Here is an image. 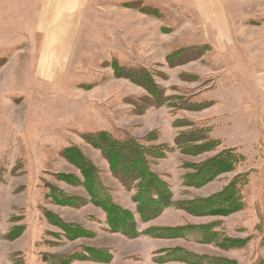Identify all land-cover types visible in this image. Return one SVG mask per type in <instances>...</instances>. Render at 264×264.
<instances>
[{"label":"rangeland","instance_id":"rangeland-1","mask_svg":"<svg viewBox=\"0 0 264 264\" xmlns=\"http://www.w3.org/2000/svg\"><path fill=\"white\" fill-rule=\"evenodd\" d=\"M218 3L220 23L208 7L199 13L194 0H90L61 71L15 65L23 50L21 62H32L31 48L0 52V264H53L73 253L84 260L70 264H179L163 262L162 252L177 247L264 264V0ZM128 74L159 96L122 77ZM201 129L217 149L180 154L178 134ZM97 133L163 147L165 157L151 160V170L168 184L173 203L220 193L239 179L242 208L226 217L195 218L171 206L140 223L133 192L84 140ZM222 150L241 157L232 172L201 188L184 185L186 164ZM81 161L94 169L110 200L135 215L139 237L108 231L104 213L84 189ZM209 223L244 246L223 251L144 234L149 227ZM82 230L87 236L75 239L72 232ZM108 255L107 263L99 259Z\"/></svg>","mask_w":264,"mask_h":264},{"label":"trees","instance_id":"trees-1","mask_svg":"<svg viewBox=\"0 0 264 264\" xmlns=\"http://www.w3.org/2000/svg\"><path fill=\"white\" fill-rule=\"evenodd\" d=\"M122 77L137 83L149 95L154 96L155 94L159 96V93L154 92L148 84L137 81L131 74ZM84 140L102 154L109 166V170L116 180L120 182L121 186L125 190L133 192L132 201L135 204L136 216H138V220L142 224L159 217L165 209L171 206H176L195 218L226 217L236 213L243 206L241 195L239 194L241 185L239 179L230 181L220 193L204 198H194L173 203L168 184L151 170V160L153 162L165 157L167 151L163 147L144 146L140 141L132 138L116 140L107 133L84 136ZM218 144L215 140H209L202 129L180 133L175 139V148L180 154L190 157L212 153L217 149ZM240 161L241 157L236 156L232 150H222L199 164H186L185 167L190 170V173L184 175V185L186 187L201 188L214 181L218 176L232 172ZM80 164L81 168L85 167L87 170L83 171L84 181H87L83 185L84 189L89 195L92 205L100 208L104 213L108 231L112 234H121L128 239L139 237L141 231L138 230L135 215L115 205L110 200L108 193L99 184L97 177L95 179L93 175L94 169L92 167L88 169L83 161ZM59 196L66 198L63 194ZM56 226L63 233L70 234L65 225L58 223ZM218 228V226L211 223L200 225L185 224L169 228L149 227L144 234L154 238L180 239L194 244L213 246L223 251L239 249L244 246V240L227 237ZM72 233L75 239L87 236V233L83 230L78 231L77 234L75 232ZM73 238L68 237L67 239L71 241ZM87 252L95 253L93 250H87ZM99 252L102 253V251ZM162 253L167 258L163 259L164 263L236 264V262L222 257L214 256V258L212 256L190 253L184 247L169 249L167 252L164 251ZM75 257V253H73L61 261L58 258L59 260L53 261V264H70L72 260L83 259ZM99 259L107 263L110 260V256L100 257ZM158 263L160 264L159 260Z\"/></svg>","mask_w":264,"mask_h":264},{"label":"crops","instance_id":"crops-1","mask_svg":"<svg viewBox=\"0 0 264 264\" xmlns=\"http://www.w3.org/2000/svg\"><path fill=\"white\" fill-rule=\"evenodd\" d=\"M194 1L199 13L203 14V7H208L215 19L222 21L219 0ZM89 6L90 0H0V52L11 46L31 48L28 51L34 56L31 63L21 62L20 56L26 53L22 49L17 52L19 57L14 64L31 65L27 68L47 73L64 70L73 54L77 18Z\"/></svg>","mask_w":264,"mask_h":264}]
</instances>
